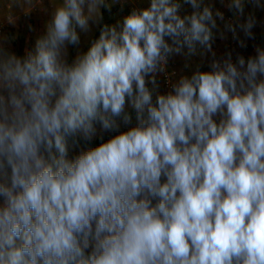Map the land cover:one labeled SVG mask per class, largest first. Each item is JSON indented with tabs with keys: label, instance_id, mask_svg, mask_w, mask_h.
Returning a JSON list of instances; mask_svg holds the SVG:
<instances>
[{
	"label": "clouds",
	"instance_id": "9594fccd",
	"mask_svg": "<svg viewBox=\"0 0 264 264\" xmlns=\"http://www.w3.org/2000/svg\"><path fill=\"white\" fill-rule=\"evenodd\" d=\"M186 2L150 0L71 61L107 0L51 3L23 56L0 43V264H264V47L216 59L223 13ZM206 52L153 100L169 55ZM126 104L135 125L69 158L76 133L130 124Z\"/></svg>",
	"mask_w": 264,
	"mask_h": 264
},
{
	"label": "crops",
	"instance_id": "0c3cea01",
	"mask_svg": "<svg viewBox=\"0 0 264 264\" xmlns=\"http://www.w3.org/2000/svg\"><path fill=\"white\" fill-rule=\"evenodd\" d=\"M109 0H107L108 2ZM112 5L108 7L102 6V13L108 12V14H112L113 12H116L117 10L122 12L123 8V0H111ZM223 0H203L202 7L204 5L210 6L215 13V11L219 10V8H224L225 10L228 9L227 13H230L231 11L235 12V10H230L227 8V4L223 5ZM58 2V0H0V11L2 15H12L11 19L14 21V18H17V15H19V10L21 8H25L27 10L32 9L30 12H27L26 15L28 16L27 23L24 25L27 30H45V24L48 20H50V11L52 10L51 3ZM138 2L142 3L146 7L149 6L150 0H138ZM181 7L179 9V14L181 16L184 15H190L194 9L191 7L189 3L186 2V0H178ZM222 3V4H221ZM120 4V5H119ZM221 5V6H220ZM249 5V8H246V6ZM264 2L259 0V6L256 5L254 0H245L244 4V13L240 16L239 21L236 24V36L238 37V40H234L233 33L231 31H228L225 28L226 22L225 20L221 21L219 18H217V28L213 29L214 33V39L212 43V49L215 52V58L216 59H223L226 57L232 49L235 48V53L237 50H239V56L241 55L240 51L242 53L247 52V50H251V52H255L254 49H256L257 46L264 47V41L261 39L263 36L260 34V31H264V27L260 28L258 23H254V26L252 28V36L248 37L245 35V33L241 30L239 27L240 24L245 23L249 16H252L253 18H262L264 17ZM24 11V12H25ZM230 11V12H229ZM247 11V12H246ZM246 12V14H245ZM114 14V13H113ZM231 14V13H230ZM109 20V21H108ZM17 22V21H15ZM104 25L108 26H117L114 24V21L111 22L110 19H107L104 21ZM103 25V26H104ZM101 26V28L103 27ZM118 27V26H117ZM221 32L224 33V38H221ZM100 31L98 33L97 38L99 37ZM259 36H261L259 38ZM96 38V39H97ZM168 39V38H166ZM237 42V43H236ZM241 42H243V46H241ZM169 43H171V40L169 39ZM236 44V45H235ZM71 48V45H70ZM68 47V53H71V50ZM237 49V50H236ZM79 52H81L79 50ZM78 53V52H77ZM233 53H231L232 55ZM255 55V53L253 54ZM76 56V55H75ZM238 57V54H233L232 59L235 62ZM214 57L212 56L211 52H206L203 57L195 56V57H186L184 54H171L170 55V63L173 65L176 69V76L174 78V83L178 80L180 75H191V73L195 70L197 62L200 63L201 70H209V64L212 61ZM148 78H146L147 80ZM156 83L157 87L153 91V100L155 101V97L157 92L161 94H167L169 91H166L164 87L162 86L161 79L159 72L156 74ZM147 86L152 89L153 85L151 83H148ZM162 91V92H160ZM127 105V104H126ZM131 123L125 124L123 122L122 118H117V123L119 124V128L113 129V130H104L102 129L101 125L96 122L95 128H96V134L92 137L91 140H87L84 138L82 133H76L73 139L72 147L70 146V143L68 142V153H72L69 155V157H74L78 155L81 151H85L89 148H91V145L95 147L99 143H101L104 140L109 139L111 136L117 134L119 131H125L127 128L133 126L136 124V117H131ZM100 126L101 129L97 130V127Z\"/></svg>",
	"mask_w": 264,
	"mask_h": 264
},
{
	"label": "rangeland",
	"instance_id": "374dc122",
	"mask_svg": "<svg viewBox=\"0 0 264 264\" xmlns=\"http://www.w3.org/2000/svg\"><path fill=\"white\" fill-rule=\"evenodd\" d=\"M228 1L229 0H223L222 1L223 5L227 4ZM261 1L264 2V0H261ZM122 2H123L122 12H120V10L119 11L117 10L116 12H113L114 14L113 13L108 14V12H104V14H103L102 13V7H101L100 12H101L102 19L99 21L98 25L92 24V22H90L91 31L89 33H84L82 31H80L79 28H77V31L80 35V43H79V45H75V46L71 45V48H70V45L68 46L71 50V53L68 56L69 61H71L72 59L75 58V55L77 54V52H79V50L81 52L87 51V49L90 47L92 40H95L98 36V33L100 31V30L98 31L99 26L100 25L103 26L105 20L110 19L111 22L114 21V24L117 25L119 28L123 23L124 17L127 16L128 14H130L133 6L145 7V5L138 2V0H123ZM107 3L109 6L112 5L111 0H109ZM246 8H249V5H247ZM25 10H26L25 8H21L19 10L20 11L19 15H17L16 19L14 18V21L11 19L12 15H10V14L0 16V26H3L2 32L0 33V43H4L12 52L17 54L18 56H23L25 53V50L33 48L37 37H39L45 33V30H38L37 31V30H27L26 29V27L24 25L27 23L28 16L26 15V12H24ZM219 11L228 12V9L225 10L224 8H219ZM246 12H245V14H246ZM230 13L234 14V16H233L234 22L232 24L234 27H236V24L239 21L240 16H237L235 14V12H233V11H231ZM0 14H1V11H0ZM15 21H17V22H15ZM254 21H255V23H258L260 28L264 27V17H262V18L261 17L260 18L255 17ZM97 31H98V33H97ZM260 34L263 36L261 41L262 40L264 41V31H260V33L258 35H260ZM260 37L261 36H259V38ZM234 40H238V37L236 35L234 37ZM234 51H235V48L232 49V51H230V53H233V54L237 53L239 56V50H237L236 53ZM240 53L242 56L245 57V59H247L249 56H253V54L255 52L254 51L251 52V50H247L246 54L242 53L241 51H240ZM171 66L173 68H175L173 65H171ZM160 92H162V91H160ZM125 110H126V112H128V114L131 117H133V118L136 117L135 110L132 109L130 107V105L127 104ZM100 129H101V127L98 126L97 130H100ZM74 137L75 136H71L68 138V142L70 143L71 147H72V144L74 142L73 141ZM91 147H93V145H91ZM68 154L71 155L72 153H68ZM69 158H71V157H69Z\"/></svg>",
	"mask_w": 264,
	"mask_h": 264
},
{
	"label": "built area",
	"instance_id": "2783aa9c",
	"mask_svg": "<svg viewBox=\"0 0 264 264\" xmlns=\"http://www.w3.org/2000/svg\"><path fill=\"white\" fill-rule=\"evenodd\" d=\"M145 7L133 6L131 11L133 9H137L138 10V9H142V8H145ZM221 12L224 15V20H225L226 23H229V22L233 23L234 22V19H233L234 14H232V13L230 14V13L223 12V11H221ZM2 29H3V26H0V33L2 32ZM159 75H160L161 83H162V86L164 87V89L166 91H170L172 89V84L174 83V78L176 76V69L173 68L171 66V63H170V55H169V57L167 59V64H166L164 72H159Z\"/></svg>",
	"mask_w": 264,
	"mask_h": 264
},
{
	"label": "trees",
	"instance_id": "16d2710c",
	"mask_svg": "<svg viewBox=\"0 0 264 264\" xmlns=\"http://www.w3.org/2000/svg\"><path fill=\"white\" fill-rule=\"evenodd\" d=\"M101 29V25L99 26V29H98V31ZM98 31H97V33H98ZM75 138V137H74Z\"/></svg>",
	"mask_w": 264,
	"mask_h": 264
}]
</instances>
